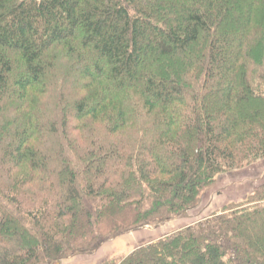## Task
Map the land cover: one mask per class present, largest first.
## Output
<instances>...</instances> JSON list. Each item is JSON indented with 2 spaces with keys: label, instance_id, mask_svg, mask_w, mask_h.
Masks as SVG:
<instances>
[{
  "label": "trees",
  "instance_id": "16d2710c",
  "mask_svg": "<svg viewBox=\"0 0 264 264\" xmlns=\"http://www.w3.org/2000/svg\"><path fill=\"white\" fill-rule=\"evenodd\" d=\"M263 159L264 0H0V264L186 216ZM100 264H264V184Z\"/></svg>",
  "mask_w": 264,
  "mask_h": 264
},
{
  "label": "rangeland",
  "instance_id": "374dc122",
  "mask_svg": "<svg viewBox=\"0 0 264 264\" xmlns=\"http://www.w3.org/2000/svg\"><path fill=\"white\" fill-rule=\"evenodd\" d=\"M264 184V159L239 170L218 176L205 192L201 204L186 214L168 219L157 226H144L109 237L92 252H76L73 255L51 261L50 264H100L101 261L127 255L136 248L156 241L166 235L197 225L202 220L220 213L223 207L243 203L247 196ZM130 212L123 208H112L103 219L107 226L111 215L121 217ZM122 219V217H121Z\"/></svg>",
  "mask_w": 264,
  "mask_h": 264
}]
</instances>
